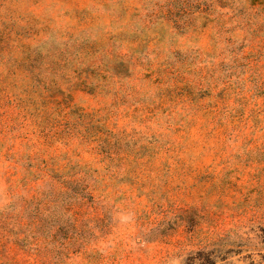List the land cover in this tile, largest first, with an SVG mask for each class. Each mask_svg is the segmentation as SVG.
<instances>
[{"label":"rangeland","instance_id":"1","mask_svg":"<svg viewBox=\"0 0 264 264\" xmlns=\"http://www.w3.org/2000/svg\"><path fill=\"white\" fill-rule=\"evenodd\" d=\"M0 264H264V0H0Z\"/></svg>","mask_w":264,"mask_h":264}]
</instances>
